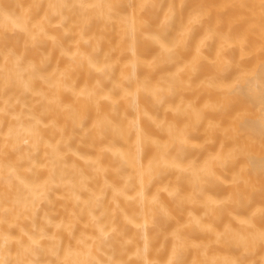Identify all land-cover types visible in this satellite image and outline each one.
<instances>
[{
	"label": "bare ground",
	"instance_id": "bare-ground-1",
	"mask_svg": "<svg viewBox=\"0 0 264 264\" xmlns=\"http://www.w3.org/2000/svg\"><path fill=\"white\" fill-rule=\"evenodd\" d=\"M0 264H264V0H0Z\"/></svg>",
	"mask_w": 264,
	"mask_h": 264
}]
</instances>
